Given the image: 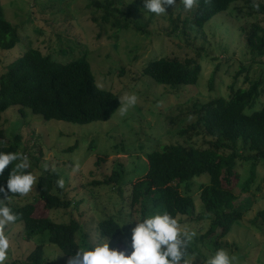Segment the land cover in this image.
<instances>
[{"label":"rangeland","instance_id":"rangeland-1","mask_svg":"<svg viewBox=\"0 0 264 264\" xmlns=\"http://www.w3.org/2000/svg\"><path fill=\"white\" fill-rule=\"evenodd\" d=\"M94 1L125 14L133 3L135 10L129 22L141 28L148 23L147 34L136 32L132 26L116 30L110 24H102L104 11L88 0H0L5 19L17 27L20 39L13 49L0 50V76L7 65L30 49H37L63 64L85 57L97 87L117 95L120 100V106L109 121L83 126L44 119L19 106L8 108L1 115L0 130L4 136L0 146H8L15 135L21 136L27 150H20L19 163L27 164L36 182L32 191L21 198L10 197L6 202L15 206L34 202L35 217L56 223L76 219L81 226L76 236L81 247L108 241L110 249L128 254L132 228L144 218L140 215L139 203L133 199L141 197L135 185L147 171L146 155L166 145L208 147L206 139L200 136L179 138L177 131L196 121L195 105L221 96L228 98L229 86L236 74L239 76L235 89L249 86L246 77L250 81H261V95L253 110L264 107V58L252 60L244 35L252 24L264 27V14L243 3H235L204 26L205 38H194L192 33L188 40H183L167 36L172 28L171 19H183L191 14V9L182 10L178 3L157 15L147 12L144 4H135L134 0ZM196 50L201 54V73L195 86L173 89L155 83L142 72L154 59L164 56L196 58ZM241 68L244 71L240 72ZM214 72L216 75L210 84ZM131 95H135L136 102L125 108L123 98ZM73 146L74 150L67 152ZM116 161L125 166L119 190V187L88 185L109 175ZM46 170L55 181H64L63 188L56 184L54 193L63 191L73 202H80L78 209L45 210L37 201L36 183ZM247 172L246 167L241 174L243 178ZM255 172L250 193L241 194L235 203L236 206L245 205L243 219L223 239L229 243L225 250L235 257L234 264H264V231L250 224L256 213L264 208V163H259ZM208 182L209 176L204 174L193 179L190 191L184 186L180 189L195 200L193 213L176 218L181 230L194 234L190 242L198 254L194 255L192 264H205L215 253L209 240H198L210 225V215L204 212L199 198L202 187ZM107 217H113L121 228V235L113 241L102 239L100 235L98 225ZM3 231L10 241L5 264L14 261L22 264L37 244L44 246L50 264H68L69 258L46 239L24 240L22 223H10Z\"/></svg>","mask_w":264,"mask_h":264},{"label":"trees","instance_id":"trees-1","mask_svg":"<svg viewBox=\"0 0 264 264\" xmlns=\"http://www.w3.org/2000/svg\"><path fill=\"white\" fill-rule=\"evenodd\" d=\"M88 1L104 11L102 24H110L116 30L132 26L136 32L147 34L145 28L148 23L141 28L129 22V16L135 10L133 3L125 14L120 9L94 0ZM134 3L143 4L142 0H134ZM177 3L185 10L180 0ZM235 3H243L249 9L264 14L262 0H194L188 17L171 19L172 28L167 36L188 40L194 33V38H205L204 26ZM244 35L245 47L252 60L255 62V59H263L264 27L252 24ZM19 40L17 27L5 19L0 3V50L13 49ZM196 52V58L164 56L154 59L147 63L142 72L155 83L173 89L195 86L201 73V54L198 50ZM241 71L244 69L241 68ZM215 75L214 72L210 84ZM238 76L239 74L234 76L233 83L229 86L231 94L228 98L221 96L206 104L195 105L196 121L177 131L179 138L200 136L206 139L208 147L174 144L148 153L147 171L135 185V189L141 191V197L139 200L133 199L139 203L142 217L163 211H167L175 219L187 216L194 212L195 200L188 193H181L180 189L184 186L187 192L190 191L193 179L207 174L209 182L202 187L199 198L204 212L210 215V225L198 240H209L214 251L229 247V243L223 239L244 216L245 205L236 206L235 203L241 194L250 193V186L256 178V168L259 163H264V107L253 110L261 95V81H250L246 77L245 81L249 86L235 89ZM14 106L29 109L33 115L44 119L83 126L109 121L120 106V100L117 95L97 87L85 57L63 64L55 62L48 54L30 49L7 65L0 76V120L1 115ZM3 136L0 130V139ZM73 148L74 146L67 149V152H72ZM20 150L26 151L27 147L19 135H15L8 146H0V152L16 153L19 157L5 168L0 176V184L6 183L9 172L21 160ZM246 167L248 172L243 178L244 175L241 174ZM24 171L30 172L27 168ZM124 176V164L116 161L109 175L101 180H93L88 185L119 187V190ZM55 186V177L48 170L38 178L37 201L42 207L45 210L59 211L78 209L81 203L73 202L63 191L54 193ZM22 196L12 194L10 197ZM7 205L18 216L14 224H23L21 236L24 240L30 241L34 237L46 239L67 258L81 248L76 239L81 226L76 219L56 223L48 218H37L34 216V202L23 206ZM250 224L264 231V208L256 213ZM98 227L101 237L109 241L121 235V228L113 217L103 219ZM188 252L198 254L191 242ZM9 264L18 263L14 261ZM22 264H50L45 257L44 246L37 244Z\"/></svg>","mask_w":264,"mask_h":264},{"label":"clouds","instance_id":"clouds-1","mask_svg":"<svg viewBox=\"0 0 264 264\" xmlns=\"http://www.w3.org/2000/svg\"><path fill=\"white\" fill-rule=\"evenodd\" d=\"M147 12L157 15L165 13V8L173 6L177 0H142ZM185 10L190 9L194 0H180ZM125 108L135 104V95L125 96ZM16 153L0 152V176L11 162L18 160ZM27 164L15 165L8 174L6 183L0 184V264H5L10 248L8 235L3 229L17 221L18 216L7 205L12 194L24 195L33 190L36 177L26 172ZM63 188L64 181H56ZM9 193L11 195L9 196ZM193 233L181 230L178 221L167 211L148 215L138 221L131 231V251L110 249L109 243L100 242L91 248H78L70 255L68 264H192L194 254L188 247ZM103 239V238H102ZM109 240V239H108ZM235 257L224 249H217L205 260V264H234Z\"/></svg>","mask_w":264,"mask_h":264}]
</instances>
